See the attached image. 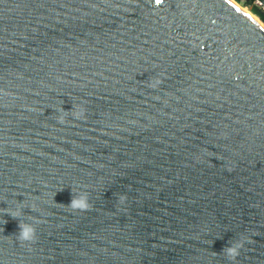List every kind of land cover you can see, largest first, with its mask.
<instances>
[{
	"label": "water",
	"instance_id": "water-1",
	"mask_svg": "<svg viewBox=\"0 0 264 264\" xmlns=\"http://www.w3.org/2000/svg\"><path fill=\"white\" fill-rule=\"evenodd\" d=\"M0 264H264L263 23L235 0H0Z\"/></svg>",
	"mask_w": 264,
	"mask_h": 264
},
{
	"label": "clouds",
	"instance_id": "clouds-1",
	"mask_svg": "<svg viewBox=\"0 0 264 264\" xmlns=\"http://www.w3.org/2000/svg\"><path fill=\"white\" fill-rule=\"evenodd\" d=\"M62 114L58 117V123L60 124H64L66 122L65 116H66V112L64 109H61ZM71 115L79 120L81 119L84 115L85 112L83 109L80 110H75L71 112ZM69 207H71L74 210H87L90 207L89 204V199H88V195L87 193H82L78 196H73L71 203L69 205ZM11 215L13 218H17V216ZM19 234L18 237L20 240L25 241V242H35L36 240V229L32 224H28V223H20L19 224ZM239 249H240V245L239 244H235V245H231L230 247H226L223 250V253H226V255L228 257L231 258H235L236 256L239 255Z\"/></svg>",
	"mask_w": 264,
	"mask_h": 264
},
{
	"label": "built area",
	"instance_id": "built-area-1",
	"mask_svg": "<svg viewBox=\"0 0 264 264\" xmlns=\"http://www.w3.org/2000/svg\"><path fill=\"white\" fill-rule=\"evenodd\" d=\"M250 7H254L260 14L264 15V0H247Z\"/></svg>",
	"mask_w": 264,
	"mask_h": 264
},
{
	"label": "rangeland",
	"instance_id": "rangeland-1",
	"mask_svg": "<svg viewBox=\"0 0 264 264\" xmlns=\"http://www.w3.org/2000/svg\"><path fill=\"white\" fill-rule=\"evenodd\" d=\"M235 1H236L239 5H241L242 7H244L245 10H247L248 12H250L251 14H253L255 17H257V19L260 20V18L258 17V14L252 12V11H251V7H250L248 4L243 3V2H244L243 0H240V2H238L237 0H235ZM260 21H261V20H260ZM261 22H262V21H261ZM262 23H263V22H262ZM263 25H264V23H263Z\"/></svg>",
	"mask_w": 264,
	"mask_h": 264
},
{
	"label": "trees",
	"instance_id": "trees-1",
	"mask_svg": "<svg viewBox=\"0 0 264 264\" xmlns=\"http://www.w3.org/2000/svg\"><path fill=\"white\" fill-rule=\"evenodd\" d=\"M238 2H240V0H237ZM243 3L248 4L249 2L247 0H243ZM251 11L258 14V17L260 18V20L264 23V15L260 14L254 7H251Z\"/></svg>",
	"mask_w": 264,
	"mask_h": 264
},
{
	"label": "snow or ice",
	"instance_id": "snow-or-ice-1",
	"mask_svg": "<svg viewBox=\"0 0 264 264\" xmlns=\"http://www.w3.org/2000/svg\"><path fill=\"white\" fill-rule=\"evenodd\" d=\"M156 3H157V4H160V3H161V0H156Z\"/></svg>",
	"mask_w": 264,
	"mask_h": 264
},
{
	"label": "bare ground",
	"instance_id": "bare-ground-1",
	"mask_svg": "<svg viewBox=\"0 0 264 264\" xmlns=\"http://www.w3.org/2000/svg\"><path fill=\"white\" fill-rule=\"evenodd\" d=\"M244 8V7H243ZM245 9V8H244Z\"/></svg>",
	"mask_w": 264,
	"mask_h": 264
}]
</instances>
